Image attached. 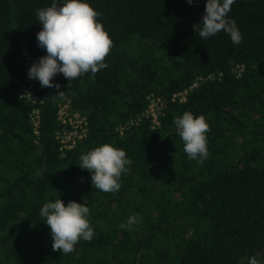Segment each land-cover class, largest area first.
I'll list each match as a JSON object with an SVG mask.
<instances>
[{
    "label": "trees",
    "instance_id": "obj_1",
    "mask_svg": "<svg viewBox=\"0 0 264 264\" xmlns=\"http://www.w3.org/2000/svg\"><path fill=\"white\" fill-rule=\"evenodd\" d=\"M88 2L113 46L94 76L53 78L87 118L86 136L61 149L57 90L38 82L34 103L19 97L22 46L46 54L37 46L36 10L51 0H0V264L264 261V0L231 6L228 16L243 37L238 45L223 31L206 40L194 31L205 0ZM185 89L184 101L171 100ZM149 95L166 100L158 124L146 114ZM184 111L209 124L203 163L187 158L176 133L174 118ZM104 143L132 160L116 192L92 187L90 172L79 167L82 153ZM57 197L85 202L94 230L67 254L53 251L39 216ZM137 214L140 223L121 229Z\"/></svg>",
    "mask_w": 264,
    "mask_h": 264
},
{
    "label": "clouds",
    "instance_id": "obj_2",
    "mask_svg": "<svg viewBox=\"0 0 264 264\" xmlns=\"http://www.w3.org/2000/svg\"><path fill=\"white\" fill-rule=\"evenodd\" d=\"M189 5L198 0H186ZM236 0H205L204 12L200 23L194 25L202 40L218 32L226 33L233 44L242 42V33L234 19L228 16ZM100 13L90 6L88 0H51L50 6L36 10L38 23L42 25L36 33L37 46L45 50V55L33 62L27 71L29 79H35L41 87L59 91L60 84L53 78L60 73L68 80L84 74L93 76L107 67L105 57L113 46V41L104 29ZM176 133L183 143V151L188 159L203 163L207 159V132L209 124L204 115H194L184 111L174 118ZM79 167L91 174V184L102 192H116L121 188V175L128 171L132 160L126 151L104 143L82 153ZM43 175V170L36 172ZM41 220L50 228L52 249L67 254L74 250L80 239L91 241L94 230L90 226V208L85 203L59 198L50 199L39 208ZM141 217L130 215L121 229H132L140 223ZM248 264H264L255 256L249 257Z\"/></svg>",
    "mask_w": 264,
    "mask_h": 264
},
{
    "label": "built area",
    "instance_id": "obj_3",
    "mask_svg": "<svg viewBox=\"0 0 264 264\" xmlns=\"http://www.w3.org/2000/svg\"><path fill=\"white\" fill-rule=\"evenodd\" d=\"M23 55V67L25 74V83L19 90V97L24 98L32 103L38 98L35 93V88L38 85V81L35 79H29L27 76V71L33 62H38V58L41 55H35L28 51L25 45L22 46ZM194 83L192 86H195ZM190 86V88H192ZM187 90L182 92L173 93L171 100L174 101L178 99L179 101H184L186 99ZM149 104L146 109V114L151 116L152 122L158 124V111L165 106L166 100L160 99L159 97L148 96ZM38 110L34 109L29 117L33 123L34 132L37 133L38 126ZM57 120L61 123L62 128L55 131L54 137L60 143L61 149H71L75 144L82 140L87 134V118L82 115L79 111L73 110L71 108V103L69 98L63 93L59 96L58 108H57ZM118 130L121 131L122 127L119 126Z\"/></svg>",
    "mask_w": 264,
    "mask_h": 264
}]
</instances>
